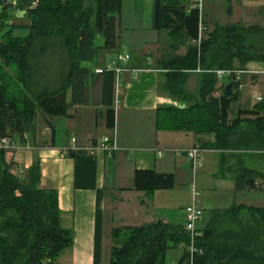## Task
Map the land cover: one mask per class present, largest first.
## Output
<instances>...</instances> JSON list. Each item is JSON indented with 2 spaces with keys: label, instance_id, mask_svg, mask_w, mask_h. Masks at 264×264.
Listing matches in <instances>:
<instances>
[{
  "label": "trees",
  "instance_id": "trees-1",
  "mask_svg": "<svg viewBox=\"0 0 264 264\" xmlns=\"http://www.w3.org/2000/svg\"><path fill=\"white\" fill-rule=\"evenodd\" d=\"M121 3L0 0V142L23 140L37 115L53 134L50 120L69 117V108L87 105L88 86L97 77L103 111H97L96 123L104 120L106 128L113 130L115 75L95 74L97 67L91 71L82 64H94L101 48H116ZM189 7V0H152L150 29L170 39V54L157 65L163 71L161 87L187 105L157 109L156 128L212 136V142L196 146L220 152V175L231 173L237 192L264 194V174L245 168L231 171L225 165L240 150L264 152V97L252 110L238 107L235 111L241 78L231 75L218 85L214 74L242 71L253 56L264 64V55L247 56L243 48L247 33L238 25H216L198 39L199 13ZM15 13H21L25 22L13 23ZM97 35L103 38L101 47L94 45ZM216 46L219 49H213ZM181 47L186 52L176 55ZM53 57L59 59L58 67ZM196 70L201 80L194 97L184 91L183 83L187 73ZM6 153L0 143V264H56L73 244V232L60 225L57 193L40 187L38 160L21 172L6 161ZM132 186L149 195L173 189L174 177L136 170ZM210 215L205 227L197 229L201 237L195 242L193 264H264V208L234 205ZM222 217L240 231L230 240L217 242L213 231ZM111 237L108 264H164L166 252L178 246L182 254L176 264H185L187 258L189 236L183 224L156 221L114 229Z\"/></svg>",
  "mask_w": 264,
  "mask_h": 264
},
{
  "label": "crops",
  "instance_id": "crops-1",
  "mask_svg": "<svg viewBox=\"0 0 264 264\" xmlns=\"http://www.w3.org/2000/svg\"><path fill=\"white\" fill-rule=\"evenodd\" d=\"M185 52L186 48L181 47L176 55ZM118 54L129 56L126 66L135 72L126 71L115 80L113 130L106 128L104 120L99 125L96 123L97 111H103L97 77L88 86L87 105L69 108V117L50 120L53 134L41 117V121L34 120L23 140L14 139L6 148V161L12 162L21 172L38 160L40 187L57 193L60 225L73 232V244L60 254L56 264H108L114 229L156 221L173 224L168 209L164 210L165 216L154 210L159 203H163L164 209L169 207L175 186L185 188L187 204L190 203L188 170L200 187L197 202L201 208L213 212L226 210L220 207L248 206L235 204L236 194L248 191H235L231 173L220 175V152L202 150L201 156L206 158L202 163L204 171L192 170L186 152L201 142H212V136L157 130V109L187 106L163 92L161 87L163 71L157 65L170 52L159 57L143 48ZM200 78L198 70L187 73L184 91L195 93ZM197 94L198 90L191 95L196 97ZM100 138L114 139L116 150L110 155L98 150L95 145ZM241 167L264 174V164L259 159L252 163L247 161ZM136 170L172 174L174 187L149 195L137 192L132 188ZM217 184L219 193H215ZM222 193L226 196L217 195ZM220 201L222 206L218 205Z\"/></svg>",
  "mask_w": 264,
  "mask_h": 264
},
{
  "label": "rangeland",
  "instance_id": "rangeland-1",
  "mask_svg": "<svg viewBox=\"0 0 264 264\" xmlns=\"http://www.w3.org/2000/svg\"><path fill=\"white\" fill-rule=\"evenodd\" d=\"M151 6L152 0H122L120 18L116 28V36L118 37L116 48L112 51L102 48L99 49L94 64L83 63L82 66L93 71L94 66H99L100 68L105 67L111 57L113 58L112 60H115L118 55H124L118 53H132L140 51L143 48L147 53L152 54L153 56L157 54L161 57L169 53L168 46L170 44V39L168 38V35L164 32H154L149 29ZM23 17L24 16L21 13H15L16 19L13 20V23H24L25 20ZM201 24L203 28L201 35H203L204 31H212L216 25L219 27L238 25L247 33L243 46L244 52L247 53V56L252 57V55H264V0H204L201 10ZM94 45L96 47L103 46L102 36L97 35L95 37ZM213 49H219V47L216 46ZM254 57L255 56H253L251 61L247 62L243 67L242 71H244V73L236 76L237 79L241 78L240 81L242 84L239 88L240 95L237 105L234 107L235 111L238 107L240 109L252 110L262 97H264V64H262L260 60L254 59ZM53 58L54 67H58L60 64L59 59L57 57ZM234 65L235 67H239L236 61L234 62ZM237 71L235 70L231 72L235 73ZM255 71L259 72V74H254L253 72ZM224 80L225 79L218 80V85L224 82ZM197 90L195 93L191 94H196ZM191 92L194 91L191 90ZM35 119H40L41 121L42 118L40 115H37ZM234 156L236 158L232 157L231 160L227 159L225 162L226 166L232 165V167H230L231 171H234L237 168H242L241 164L247 161L248 163H252L259 159L264 164V152L240 150L237 153L235 152ZM204 159H206L205 156H201L200 166L196 169L197 173L204 171L202 169ZM188 176L187 181L189 182L190 192L188 193H190V203L187 204L188 194L187 191L184 190L185 188L175 186V191L172 192L173 202L170 203L169 207L166 206V209H164L163 203H159V207L157 205L158 208H155L154 212L161 214L160 216H165L164 210L168 209L169 214L171 213L170 222L173 224H181V217L184 213L183 210L191 204L193 197L195 205L202 212L199 221L196 223V228L201 230L205 227L211 216L209 212L210 209L203 206L201 208L198 205L197 200L200 193L199 191H201L200 187L195 183L189 170ZM191 186H193L192 189ZM216 186L217 189L215 193H219V185L217 184ZM217 195L225 197L226 193ZM235 199V204L242 203L252 207L264 208V194L259 191L242 192L236 194ZM221 204H223V202L220 201L218 205ZM220 208L227 209V207ZM239 231L240 229L232 224L228 218L222 217L217 221L214 227L213 240L217 242H222L226 239L230 240L231 237L239 233ZM181 254L182 247L180 246L174 249H169L166 252L164 264H176Z\"/></svg>",
  "mask_w": 264,
  "mask_h": 264
},
{
  "label": "built area",
  "instance_id": "built-area-1",
  "mask_svg": "<svg viewBox=\"0 0 264 264\" xmlns=\"http://www.w3.org/2000/svg\"><path fill=\"white\" fill-rule=\"evenodd\" d=\"M203 2L204 0H189V6H190L189 8L196 9L199 13V29H198L199 38L198 39L202 37L201 32L203 30L202 24H201V10L203 7ZM128 62H129V56L118 55L115 60H111L110 62H108L105 67L95 68L94 73L101 74L103 72H113L115 75V80H117L118 77L126 71L135 72V70L127 68L126 65ZM241 73H244V71H237L233 73L231 71L218 70L214 72L218 80H222L231 75H234L236 77L237 75ZM253 73L259 74V72L257 71ZM0 143L4 146V148H7L8 145L10 144V141L1 140ZM95 146L98 150L106 153L107 155L112 154L116 150L114 139L109 140L107 138H100L99 140H97ZM186 156L189 162L191 163L192 170L195 171L200 166L201 150L199 149V147L194 146L186 152ZM192 188L193 186H191V189ZM191 201H192L191 204L185 208L184 215H183V218H184L183 229L189 236V244L186 247L187 258L185 259V264H193L192 262L193 256L197 252V249L195 247V242L197 238L201 237V233L197 231L196 223L199 221L202 215V212L195 205L193 197Z\"/></svg>",
  "mask_w": 264,
  "mask_h": 264
}]
</instances>
